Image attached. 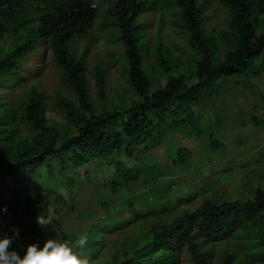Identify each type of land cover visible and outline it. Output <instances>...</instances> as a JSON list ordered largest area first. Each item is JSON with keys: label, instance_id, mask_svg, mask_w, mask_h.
Here are the masks:
<instances>
[{"label": "trees", "instance_id": "obj_1", "mask_svg": "<svg viewBox=\"0 0 264 264\" xmlns=\"http://www.w3.org/2000/svg\"><path fill=\"white\" fill-rule=\"evenodd\" d=\"M153 1L0 0V41L7 37L12 43L5 52L0 43V163L4 164L0 182L6 185L0 197L12 199L10 211L0 208V218L8 221L7 231L47 228L50 224L43 219L52 211L59 216L58 204L76 211L83 197L71 188L79 177L91 183L90 176L86 169L76 176L63 173L92 159L98 167L107 160L116 162L103 182L105 190L115 195L123 186L141 180L139 164L154 158V149L176 133L207 136L211 150L219 148L220 140L201 124L200 109L195 108L220 80L248 71L256 77L264 74V0H219L229 11L226 26L219 30L206 27L205 0H171L177 7L178 26L187 35L189 50L182 49V59L161 42L150 48L148 22L140 18ZM100 3L105 4L106 21L99 25L109 28L110 40L123 47L128 86L127 94L114 96L110 106L106 105L108 63L89 70L84 57L87 47L80 57L69 49L71 39L93 26ZM40 47L51 51L65 88L76 96L74 102L64 93L56 95V108L63 115L59 125L49 122L50 97L34 82L15 104L1 92L2 86L18 83L23 69H34L29 57ZM181 60L187 64L182 66ZM88 72L97 103L88 91ZM211 111L217 122L215 110ZM254 122L258 124L256 118ZM19 130L29 136L21 139ZM189 158V148L179 146L172 164H184ZM55 171L60 177H54ZM34 176L39 178L36 183ZM53 179L69 187L68 202L56 184L50 185ZM154 197L167 200L163 192ZM102 204L107 218L97 217L83 232H60L73 246L86 233L88 242L81 249L88 264H165L174 262L181 249L188 252L191 264H211L207 241L232 234L238 238L237 248H226L218 264H264V186L255 187L249 197L224 202L204 199L194 209L174 213L170 221L159 215L164 208L172 209L169 203L145 211L132 201L114 211L106 200ZM104 230L120 233L105 238Z\"/></svg>", "mask_w": 264, "mask_h": 264}, {"label": "rangeland", "instance_id": "obj_2", "mask_svg": "<svg viewBox=\"0 0 264 264\" xmlns=\"http://www.w3.org/2000/svg\"><path fill=\"white\" fill-rule=\"evenodd\" d=\"M98 1L105 2V0H96ZM205 4L207 29L219 30L225 27L229 11L219 0H205ZM99 6L100 10L93 26L85 34L71 39L69 49L72 54L80 57L84 47H87L84 57L86 68L89 70H93L99 63H108L106 105L110 106L114 96L127 94L128 86L125 78L123 47L120 42L110 40L109 28L99 25V21H106L105 4L100 3ZM177 17V7L171 0H154L150 3V11L144 13L140 19H146L148 22L146 31L151 49L161 42L182 59V49L185 48L187 51L189 49L186 44L187 35L180 30ZM0 43L4 52L12 45L7 37ZM29 62L34 65V69L32 71L23 69L18 83L2 86L1 92L10 97V101L15 104L14 101L34 82L46 96L50 97L49 105L53 109L47 113L49 122L59 125L63 122V115L56 108V95L58 92L64 93L75 102V93L68 92L65 88L59 75L60 70L49 49L44 52V47H40L38 52L29 57ZM180 64L185 66L187 63L181 60ZM257 68L259 67H255ZM86 76L89 81L88 91L97 103L95 88L89 78L90 72ZM237 80L240 81L237 82ZM260 96L264 97L263 73L256 77L254 73L248 71L241 76L220 80L216 84V89L209 95H205L203 103L195 108L196 111L201 110V112L199 110L201 124L214 131L215 137L220 140L217 151L211 150L207 136L197 138L193 134L176 133L154 149V158L150 161L144 159L139 164L143 172L141 180L123 186L115 195L105 190L103 182L109 177V173L114 171L116 162L107 160L102 167H98L97 160L92 159L84 167L78 169L72 167L63 173L64 176H72L76 172L83 174L86 169L90 176L91 183L84 181V177H79L77 185L71 188L83 197L76 211L71 212L66 204H58L60 215L57 216L52 211L49 218L43 219V222L49 223L50 226L35 231L27 227L13 230L9 228L7 231L8 221L0 218V236L11 237V248L22 255L29 243L40 244L50 237L69 243V240L60 236L62 230L72 233L83 232L92 223L97 222V217L107 218L106 207L102 204L105 200L109 202L111 211L126 201H132L137 209L142 211L155 206L164 208L163 203H169L172 209L164 208L159 215L170 221L174 213L184 208L194 209L204 199L224 202L251 196L255 187L264 186V100ZM212 109L217 115V122H214ZM254 118L257 119L258 124L254 122ZM18 134L21 139L29 136L28 132L20 130ZM179 146L189 148L190 158L184 164L173 165L175 150ZM120 159L127 165L131 164L125 157ZM39 171L43 172L42 168ZM60 174L59 171H55L54 177H60ZM32 181L36 183L39 178L34 176ZM12 182V177H9L7 183L11 185ZM55 184L54 179L50 180L51 186ZM5 187V182H0V190H6ZM55 188L68 202L69 187L56 184ZM162 192L167 198L166 201H160L154 197ZM1 199L7 201L0 203V208L10 211L11 197L2 196L0 201ZM124 213L126 212L124 211L122 215ZM56 218L59 220L57 224L51 225ZM116 233L120 232L103 231L105 238L115 236ZM237 241V236L233 234L223 239H209L206 246L211 250V264H218L226 248H237ZM73 247L75 251L83 255V249L76 245ZM165 264H191V260L188 252L181 249L174 262Z\"/></svg>", "mask_w": 264, "mask_h": 264}, {"label": "clouds", "instance_id": "obj_3", "mask_svg": "<svg viewBox=\"0 0 264 264\" xmlns=\"http://www.w3.org/2000/svg\"><path fill=\"white\" fill-rule=\"evenodd\" d=\"M87 242L86 233L81 234L76 246L83 248ZM11 244V237L0 236V264H88L87 258L75 251L72 244L53 237L40 244L29 243L22 255Z\"/></svg>", "mask_w": 264, "mask_h": 264}, {"label": "built area", "instance_id": "obj_4", "mask_svg": "<svg viewBox=\"0 0 264 264\" xmlns=\"http://www.w3.org/2000/svg\"><path fill=\"white\" fill-rule=\"evenodd\" d=\"M2 167H4V164H1V163H0V169H1Z\"/></svg>", "mask_w": 264, "mask_h": 264}]
</instances>
